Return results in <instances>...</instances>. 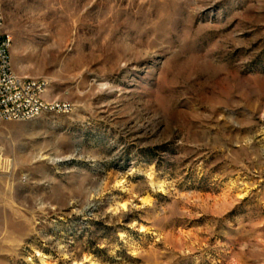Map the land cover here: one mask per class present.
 Returning a JSON list of instances; mask_svg holds the SVG:
<instances>
[{"label":"rangeland","instance_id":"rangeland-1","mask_svg":"<svg viewBox=\"0 0 264 264\" xmlns=\"http://www.w3.org/2000/svg\"><path fill=\"white\" fill-rule=\"evenodd\" d=\"M1 4L72 109L0 120V264H264V0Z\"/></svg>","mask_w":264,"mask_h":264},{"label":"built area","instance_id":"built-area-1","mask_svg":"<svg viewBox=\"0 0 264 264\" xmlns=\"http://www.w3.org/2000/svg\"><path fill=\"white\" fill-rule=\"evenodd\" d=\"M5 16L0 0V120L28 121L45 112L69 113L70 103L47 101L49 82L18 75L11 58V37L4 31Z\"/></svg>","mask_w":264,"mask_h":264},{"label":"bare ground","instance_id":"bare-ground-1","mask_svg":"<svg viewBox=\"0 0 264 264\" xmlns=\"http://www.w3.org/2000/svg\"><path fill=\"white\" fill-rule=\"evenodd\" d=\"M46 93H47V91H46ZM45 93V94H46ZM124 185H125V182H124V180H118L117 181V186H119V187H124ZM151 186L154 188V189H163L164 188V184H163V182H161V181H159V180H157L156 178H152V180H151ZM146 201V200H145ZM122 207H126V204L124 203V204H122ZM42 260L43 261H45L46 260V257L45 256H43L42 257Z\"/></svg>","mask_w":264,"mask_h":264}]
</instances>
